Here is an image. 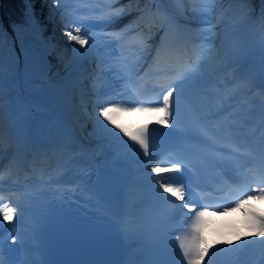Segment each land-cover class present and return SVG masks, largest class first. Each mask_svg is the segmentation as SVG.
I'll list each match as a JSON object with an SVG mask.
<instances>
[{
    "label": "bare ground",
    "instance_id": "6f19581e",
    "mask_svg": "<svg viewBox=\"0 0 264 264\" xmlns=\"http://www.w3.org/2000/svg\"><path fill=\"white\" fill-rule=\"evenodd\" d=\"M56 1H58V4H60L61 6L58 7L56 13L49 14L50 24L45 26L46 32H44L48 33V36L33 42V45L35 44V46L37 47H42L43 45L48 46V49L45 50V53L48 57H50L51 63L49 64L53 65V69L56 68L57 70L55 72H49L48 79H44V85L39 86L37 83L38 80L43 78V76L47 74V69L49 71V68L47 66H45L44 68L42 67L40 69V72L42 73L40 76L38 73L39 68H33L35 66L27 68V66H25L24 64L25 61L23 53L21 52L20 45L16 43L15 46L17 48V56L14 68L8 73V79L4 80L0 77V119L4 116L7 117V119L9 120V110L11 109L17 112L19 123L22 126H25L28 123L31 124L30 119L32 118L35 120V125L38 124L39 126V129L36 131L37 136L41 139H45L46 142H54L56 140L59 141L61 139H68L69 134H71V132L69 131V128L71 126L74 127L75 131L77 132V134H79V136L86 135L87 137H90L94 134V129L92 128V121H89L88 124H86L85 121L77 123L79 119L76 118V115L74 113H71L69 111L71 106L68 105V101L64 102V105H66V109L63 113L57 111L53 106V100L56 95L55 91L60 86V80H58L57 77L60 76V74L64 71V67L66 64H62L63 61L61 60H64V58L67 57L70 46L69 44V46L67 45L64 47V49H61V42H63L61 41V39H66L67 35L65 34L62 37L60 30L63 28L69 30L70 28L75 27L76 25L79 27L83 26V29H86L88 31V34L93 35V37L96 39L95 42L91 45V52L89 54L88 62H86L84 67L79 71H75L68 75L67 79L72 80L76 78L78 73L80 74L81 71H87L90 75V82L87 85L89 86L90 84L96 82L102 85V88H104L110 83L111 80L115 79L111 65L112 59L111 56L108 55L109 49H111V47L113 46H118L120 37L127 31L132 30L134 26L135 30L138 28V37H136L137 39H134L138 41L140 45L136 57H140L143 59L145 55L149 52V50L147 49L150 45L148 41L149 39L147 40L146 36L153 34V36L156 37L157 29L152 28V26L155 25L157 23V20L159 19V15L156 12L158 10L156 9L155 5L152 4L151 10H147L146 7H144V9H146L144 10L145 12H142L140 11V9H137L135 11L136 14L129 17L128 19L120 21L115 25L113 24L107 26L109 24L110 19H118V17L110 16V12L115 11L116 9H124L125 11L124 7H127V3H131V0H116V2H113V0H103L102 2H93L91 0H62V2H60L59 0ZM165 1L167 2V4L171 3V0ZM185 1L187 0H184V2ZM52 2L49 0L48 5H51ZM108 4L111 5L104 12L99 13L90 11L81 14L82 18L79 21V9H97V7H103L104 5L107 6ZM69 5H72V7L71 11L67 13L65 12V10ZM169 5L172 6V4ZM209 7L210 6H208V10H206L207 12L205 11V19L210 18V12H212V8ZM36 10L37 11L35 13H32V16H35L40 21V15L45 16L48 14L45 9L43 14L39 13L40 11L38 12V9ZM92 25L93 27L89 28ZM213 25L211 24L209 26L211 27ZM96 26H98V28ZM177 28H182V30L184 31L183 26L179 25ZM175 29L176 26L165 28L164 31L166 32L164 34V37L157 40V42H153L155 44L154 48L156 50V53L152 51L150 57H156V59L153 60L155 61V63H165V61H171L174 62L173 65H182V63L184 62L180 60L184 58L186 60L184 64L186 65L183 66L182 70L180 71L181 76H184L183 78L187 80L183 84H181V86H186L188 88L189 94L195 96V98H209L208 102H215L216 104H218L223 102L225 99L229 100L233 98L234 94L232 95L228 92L235 91L240 87L239 83L241 81H245L248 78L249 70L252 68L253 64L257 62L258 57L261 54H264L262 48H259L258 46H256L253 50L247 52V54L243 56L238 63V66L243 67L242 72L239 74L240 78H237L238 80L236 79L235 81L229 83L225 80V78H219L218 75L217 77H210L207 81L201 82L198 78L200 76L198 72L199 70H201L200 67L197 65V63L190 62L189 60L191 56H194L193 58H197V62L201 63V59L203 58L202 54L197 52L191 53L194 51L192 47L189 49H184L182 51L174 49V47L176 46L170 48L167 47L169 45V43L167 42L170 38V35L172 34V32H174ZM107 30H109L111 33L110 37L107 36ZM187 33H190V31H187ZM262 34L264 35V32ZM35 37H37V35H35ZM125 40L128 42V38H125ZM196 48H198V45L196 46ZM92 78L97 79V81H93ZM171 82V80H167V82L165 83L170 84ZM214 87H216V89ZM2 89H4V91H2ZM108 95L109 94L106 93L105 95L101 96L103 100L102 106L108 104L105 101ZM60 96H63V93L60 94ZM250 99H252V97H246L242 100L241 104H236L237 108L234 111L235 116H239L240 114H242V110H244V108L246 107H249V110L257 109L258 113H260L264 104H255ZM230 104L231 103L226 101L222 107ZM239 105H242L244 108H240ZM102 106L99 107L101 110ZM98 112L90 114V117L95 119L96 116H98ZM135 115H138L139 118L137 119ZM148 117H150L149 113H137L127 115L125 117L121 116V118L117 119V122L128 126L131 121L133 124H135L138 120ZM254 118H256L255 115H253V119ZM111 126V131L104 132V135L102 136L96 135L94 141L90 143L91 145L89 148H91L92 151V148L95 146H97L96 148H98V150L103 149V146H101L100 142H98L100 139H111L110 143L105 142L107 143L104 146L105 148L108 146L111 149L119 148V146L122 144V142L119 140V136L123 133H119L118 129H116L113 125ZM18 128L9 126V129H6L7 131L3 133L1 132L2 134L0 133V142L2 143V146L3 143H7V146H4V148L1 149L0 147V157L4 155V149L10 148V150H12L14 148L11 135H15V132L16 130H18ZM8 133H11V135ZM34 149L37 150L36 147H34ZM34 149L29 150V153H32L31 151ZM58 149L59 148H55V151L53 149L47 152L49 155L45 157V160L48 161L47 164L52 165L55 164L57 161H60L58 155L56 154ZM129 152L133 153V150H127L125 154L127 155V153ZM12 154L15 156V152L13 151V153L9 155L10 159H3V161L0 162V171L10 172L12 169L19 170V166L16 164L14 157L12 158ZM35 158L37 159L39 157L35 156ZM135 158L136 157L129 158L127 156H124L123 152H120V158L117 159L114 164L118 167L128 169L129 172L134 176L136 175L138 170L142 169H135L140 163V157L138 160H136ZM11 159L13 162H11ZM150 179V177L139 176L138 181L132 185V193L138 205L142 203L144 196L149 192V187L142 186L141 182L148 181ZM153 179L156 182L162 183V180H160L159 178ZM260 201H263L260 203L259 206L261 210L264 211V200ZM128 230L134 236L138 235L139 222L137 216L133 217L132 220L129 222ZM238 239L242 241L257 242L259 237L251 232L248 236H243L242 234H239ZM208 252L210 254L217 252V255H220L221 253L231 252H234L235 255L237 254L236 249H233V247L231 246V242L228 241L227 237H220L215 243L211 244V248ZM256 255L257 248L253 247L251 257L254 258L257 262H264V255L260 256L259 258H257L258 256ZM0 258L3 260V264H9V260L4 261L7 258L6 255H1Z\"/></svg>",
    "mask_w": 264,
    "mask_h": 264
},
{
    "label": "rangeland",
    "instance_id": "374dc122",
    "mask_svg": "<svg viewBox=\"0 0 264 264\" xmlns=\"http://www.w3.org/2000/svg\"><path fill=\"white\" fill-rule=\"evenodd\" d=\"M27 1L28 3L31 2L32 4V7L29 8L31 15L33 12L35 13L37 11L36 9H38V12L40 11L39 13L42 14L44 13L45 9L48 14L45 16L40 15L41 21L35 16H33V19L30 20L31 25L28 24L30 29L28 28L27 30L29 32H25V34H19V28H17L14 23H10L12 30H7V28H4V26L1 27L0 77L4 80L8 79V73L13 70L15 65L16 56L15 50L13 48V40L11 35H14L16 33L20 35V39H23L21 40V52L23 53L25 61L24 64L25 66H27V68H30L31 66H40L43 68L45 66L49 67V63H51L50 57H48L46 53L42 55V51H45L47 48L43 46L37 47L35 46V44L33 45V42L48 36V33L44 32H46L45 26L50 24L49 14L56 13L58 7H60L61 5L58 4V1L56 0H50L51 2L53 1L51 5H48L49 0ZM91 1L102 2L103 0ZM138 2L139 0H131V3H127V7H124V14L118 16V19H110L109 24L107 26L117 23L119 21H124L122 20V18H129V16L135 15V11L137 9L134 6L135 4H138ZM170 2L172 4V6H170L172 9L173 7H175L176 9H181L186 14L181 15L180 13H178L179 18L183 19V22L192 24V30L194 32L200 30L199 33H201L200 35L202 39V42L200 43V52L203 58L201 59V65H199V62H197L198 59H196L195 62L197 63V65H199L201 69L198 71L200 74L198 78L201 82L207 81L210 77H217L218 75L219 78L223 77L229 83L235 81L237 78L240 77L239 74L240 72H242L243 67L238 66L236 68V66H233V63L239 62L242 57L247 54V52L253 50L256 46L264 50V35L262 34L263 32L261 31L259 24L255 20L254 13L256 12V10L253 6V0H216L215 3L210 2V0H187L185 2L184 0H171ZM0 3L2 4V2ZM110 5H104L103 7L100 6L97 7V9H79V21L82 18L81 12H104L109 8ZM208 6H210L209 8H212V12H210V18L205 19L207 12L206 10H208ZM69 9L70 8H68V10ZM157 14L159 15L158 12ZM211 24L213 26L210 27L209 25ZM37 25L40 26V33L36 38L33 39L31 37V27ZM194 26L196 27L194 28ZM63 29L60 30L62 37L68 30ZM131 31H128L126 35H122L119 40H123L124 36H126V38L130 37ZM26 34L27 36L26 38H24ZM151 36L155 37L153 36V34L147 35V40H150ZM87 38L89 39V43L84 47H81L74 41L70 40L68 36H66V39L64 40L61 39V41H63L61 42V49H64V47L67 45L69 46V44L70 46L67 57H65L64 60H61L63 61L62 64H66L64 67V71L60 74V76L57 77V79L60 80V86L57 88L56 94L63 93V96L68 101V105L71 106L69 111L71 113H74L76 115V118L79 119L77 123L85 121V123L88 124L89 121H92V128L94 129V134L90 137L82 135L85 142L90 144L94 141L96 135L102 136L104 135V132L111 131V124H109L107 121H104L103 117H99L98 119V116H96V118L94 119L90 117V114L101 110L99 108L102 106L103 103L101 101V94H105L112 87V85L102 88V85L95 82L88 86L87 84L90 81H88V73L86 74V72H81L79 75L76 76V78L72 80L67 79V76L70 75V72L72 73L73 71H75L77 64H79L80 61L86 60V62H88L87 60L89 59V54L91 52V45L93 44V35H87ZM29 39L32 40V43L29 41ZM152 46L153 44L151 43L150 48ZM77 49H79V51H77ZM80 75L83 76L79 77ZM78 77L79 79H77ZM94 80L97 81V79H93V81ZM93 85L95 86V88ZM214 88L216 89V87ZM109 100L110 99L108 98V101L106 102L108 104H113ZM116 105L125 107L120 104ZM118 118H121V116H119ZM100 140L98 142H100V145L103 146V149L98 150V148H96L97 146L93 147L92 149L93 152L95 151L97 153L98 157H103L111 149L109 146L106 148L104 147L105 144H107L105 142L110 143L111 139H103L101 141ZM4 146H7V143H3L2 146V143L0 142L1 149L4 148ZM3 152L4 155L0 157V162L3 161V159H10L9 155L12 153V150H10V148H6ZM124 155L129 157V154ZM258 237L259 239L257 240L255 245V247L257 248V258L264 255V237H261L260 235Z\"/></svg>",
    "mask_w": 264,
    "mask_h": 264
},
{
    "label": "snow or ice",
    "instance_id": "6c2138e0",
    "mask_svg": "<svg viewBox=\"0 0 264 264\" xmlns=\"http://www.w3.org/2000/svg\"><path fill=\"white\" fill-rule=\"evenodd\" d=\"M116 2V0H113ZM215 3L216 0H210ZM124 14V9H116L110 12V16L118 17ZM26 15L29 16V20L33 19L30 14V9L26 10ZM68 38L74 41L76 44L84 47L88 45L89 39L87 33L81 34V28L75 26L65 32ZM79 51V49H77ZM181 91V84L173 83L164 86V92L160 97L158 103L155 106H127L121 107L116 104H106L102 106V110L98 112L99 117H103L104 121L113 125L119 130V133H123L135 144L139 145V148L143 150V156L150 155V140L148 135L147 126L136 128L132 126H126L117 122L118 116H126L137 113H153L162 114L157 123L167 126L174 116V101L178 98ZM174 93L177 97L174 98ZM106 127V125H105ZM183 165L180 163H174L170 166L156 165L150 169L151 173H155L158 176L167 172H180ZM256 180L255 189L250 192H241L235 201L234 207L224 206L216 207L214 210L221 213L231 212L235 209L242 208L249 199L264 200V171L254 177ZM159 188L163 193H168L175 200L180 201V206L186 208L188 212L193 213V216L189 217L191 223L189 225V235L186 238H180L178 241L179 250L183 253V260L187 261V264H203L205 257L208 255V247L203 236V228L205 226L204 218L209 213L208 206L201 205L198 210L196 207L190 206V197H185V189L183 186H175L171 184L160 183ZM0 201H3L2 192H0ZM175 202V201H173ZM17 210L14 207L5 206L0 208V226L3 221H11L16 216ZM254 220L259 224L260 232L258 235L264 236V215L252 214ZM0 264H3V260H0ZM210 264V262H209Z\"/></svg>",
    "mask_w": 264,
    "mask_h": 264
},
{
    "label": "trees",
    "instance_id": "16d2710c",
    "mask_svg": "<svg viewBox=\"0 0 264 264\" xmlns=\"http://www.w3.org/2000/svg\"><path fill=\"white\" fill-rule=\"evenodd\" d=\"M1 10L13 19L14 24L20 29L22 34L29 32L27 30L28 28L30 29V27L28 26V15H26V10H28V3L26 0H3ZM1 27L2 16L0 15V30ZM25 36H27V34Z\"/></svg>",
    "mask_w": 264,
    "mask_h": 264
}]
</instances>
